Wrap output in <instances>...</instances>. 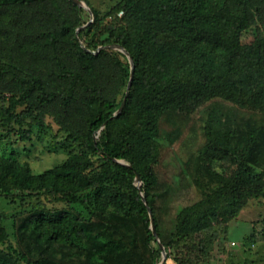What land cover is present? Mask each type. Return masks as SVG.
<instances>
[{
	"label": "rangeland",
	"instance_id": "374dc122",
	"mask_svg": "<svg viewBox=\"0 0 264 264\" xmlns=\"http://www.w3.org/2000/svg\"><path fill=\"white\" fill-rule=\"evenodd\" d=\"M76 1L84 7L72 0H0V109H8L12 97L32 86L28 101L15 109L22 125L3 126L0 117V230L7 234L0 241V264H26L21 255L34 264H152L150 246L162 249L164 244L165 264H264V188L236 219L197 232L201 220L230 209L226 190L235 164L225 150L264 171V108L216 97L163 112L159 162L152 168L157 184L146 199L160 242L147 245L131 199L133 186L142 180L132 184L113 173L91 148L102 131L86 137L96 112L93 93L78 84L73 99L63 104L71 83L64 74L70 71L116 100V115L122 110L132 68L128 54L111 47L121 45L109 29L123 33L122 23L106 14L123 0ZM221 15L233 24L246 19L242 44L264 41V0L241 5L226 0ZM81 49L97 56L85 69L78 59ZM37 79L56 94L52 103L35 101ZM40 117L42 125L36 123ZM137 117L132 111L115 122L113 131ZM207 127L221 150L206 157ZM65 165L62 173L54 171ZM178 230L191 237L175 246Z\"/></svg>",
	"mask_w": 264,
	"mask_h": 264
},
{
	"label": "trees",
	"instance_id": "16d2710c",
	"mask_svg": "<svg viewBox=\"0 0 264 264\" xmlns=\"http://www.w3.org/2000/svg\"><path fill=\"white\" fill-rule=\"evenodd\" d=\"M225 1L123 0L106 14L122 23L123 33L118 34L112 27L109 29L110 35L134 61L133 78L118 115L116 100L102 96L97 89L85 84L80 73L65 71L64 74V77L71 78L63 99L64 105L67 106L73 99L78 84L85 92L93 93L96 112L90 117L86 137L100 131L102 135L99 140L91 142V148L104 156L113 173L125 177L132 184L136 183L137 176L142 180V184L133 186L131 199L145 227L147 245L157 243V240L150 223L149 209L153 214L152 206L144 203L142 196L148 199L149 190L157 184L152 168L159 162L158 123L163 112L179 111L189 102L216 97L240 107L264 108V41L257 39L248 45L241 43L242 31L248 27V22L241 19L233 24L229 18H224L221 8ZM234 1L241 5L244 0ZM120 13H123L122 16H119ZM227 25H230V29ZM72 27L75 29L77 26L73 24ZM50 37L53 39L51 34ZM78 56L81 69L91 66L97 57L91 58L84 49L80 50ZM2 71L10 72L9 69ZM13 78L22 80L16 74H13ZM35 85L38 105L50 104L55 100L56 94L46 92L39 79L35 80ZM31 89L32 86L18 98L12 97L8 109H0L1 125L7 126L13 122L22 125L15 109L28 101ZM132 111L137 114V120H131L120 131H113L115 122L129 116ZM36 123L42 125L43 118H38ZM206 137L209 143L204 156L207 157L209 153H218L221 148L213 139L210 127H207ZM225 153L232 156L235 164L226 190L230 209L227 214L201 220L197 232L236 219L249 199L258 197L264 188V171L254 168L242 155L226 150ZM65 167H58L54 171L62 173ZM154 220L159 233L155 216ZM190 237V232L181 233L178 230L173 244L183 245ZM6 239V232L1 229L0 241ZM200 244L203 249V241ZM164 248L167 253L168 245L164 244ZM150 257L152 264H159L162 249L150 246ZM21 258L26 264H34L25 255H21Z\"/></svg>",
	"mask_w": 264,
	"mask_h": 264
},
{
	"label": "water",
	"instance_id": "95a60500",
	"mask_svg": "<svg viewBox=\"0 0 264 264\" xmlns=\"http://www.w3.org/2000/svg\"><path fill=\"white\" fill-rule=\"evenodd\" d=\"M72 1L76 2L80 7H84V4L79 3L76 0H72ZM111 47L118 48L120 51L128 54L129 59H130L131 68H132V74H131V80H132L133 74H134V61H133L132 57L129 55V53L122 46H114L113 45ZM131 80H130V83H131ZM129 86H130V84H129ZM124 104H125V101L122 104V108H123ZM120 163L124 164V162H122V161H120ZM137 178H138V176H137ZM142 198H143L144 203H146L145 197L142 196ZM149 215H150V223H151L152 231H153V233H154V235L156 237L157 242H160V238H159V235H158V232H157V229H156V225H155L154 216H153L152 211L150 209H149ZM162 253L166 254L164 246L162 247ZM165 262H166V255L164 256L163 260L159 264H165Z\"/></svg>",
	"mask_w": 264,
	"mask_h": 264
},
{
	"label": "built area",
	"instance_id": "2783aa9c",
	"mask_svg": "<svg viewBox=\"0 0 264 264\" xmlns=\"http://www.w3.org/2000/svg\"><path fill=\"white\" fill-rule=\"evenodd\" d=\"M123 13H120L119 16H122Z\"/></svg>",
	"mask_w": 264,
	"mask_h": 264
}]
</instances>
